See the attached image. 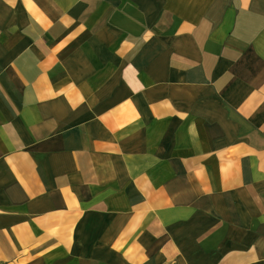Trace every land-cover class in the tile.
Masks as SVG:
<instances>
[{
	"label": "crops",
	"instance_id": "0c3cea01",
	"mask_svg": "<svg viewBox=\"0 0 264 264\" xmlns=\"http://www.w3.org/2000/svg\"><path fill=\"white\" fill-rule=\"evenodd\" d=\"M0 264H264V0H0Z\"/></svg>",
	"mask_w": 264,
	"mask_h": 264
}]
</instances>
